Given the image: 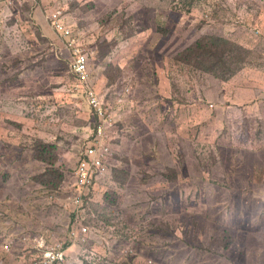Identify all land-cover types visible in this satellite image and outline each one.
I'll return each mask as SVG.
<instances>
[{
	"label": "rangeland",
	"instance_id": "1",
	"mask_svg": "<svg viewBox=\"0 0 264 264\" xmlns=\"http://www.w3.org/2000/svg\"><path fill=\"white\" fill-rule=\"evenodd\" d=\"M72 1L86 24L76 28L75 47L88 53L90 87L109 99L121 138L115 161L127 175H115V190L91 197L79 213L87 238L70 231L78 190L71 167L96 124L90 87L70 74L68 53L76 49L49 18L25 7L31 20L12 22L19 2L0 0V208L12 214L0 211V264H20L32 242L42 252L35 264L47 247L66 243L75 253L70 264H85L77 253L85 240L90 264H264V0ZM64 3L62 21L73 22ZM214 38L242 46L222 44L220 52L257 75L253 86L241 80L235 89L224 82L229 72H204L195 45ZM37 141L55 146L47 163ZM19 169L34 181H4ZM35 176L56 186V205L41 203L47 216ZM91 188L102 191L97 182ZM37 227L55 231L56 241L32 240Z\"/></svg>",
	"mask_w": 264,
	"mask_h": 264
},
{
	"label": "trees",
	"instance_id": "2",
	"mask_svg": "<svg viewBox=\"0 0 264 264\" xmlns=\"http://www.w3.org/2000/svg\"><path fill=\"white\" fill-rule=\"evenodd\" d=\"M9 1H12V3L14 1L19 2V5L21 7L20 16L19 17L16 16V15L13 16L11 18V20H10L12 22H17V21L20 22V21L26 20L27 22H25V23H28V21L31 20V12L32 11H34V14L35 15L37 14L38 18H40V20H42L43 22L46 21L49 18V20L51 21V26H53V24H55V23L63 22L62 20H64L62 15L61 16L57 15V11L60 8L66 7V4L64 3V0H36L35 7H33L27 0H3L4 5L8 4ZM84 1L85 0H79V2H81V4H83ZM66 2H67L68 9L71 6L77 7V5L72 0H66ZM52 4H53V6H52ZM25 7L33 9V10L30 11V12L25 13V12L22 11V8H25ZM68 9H67L66 12H68L69 10L71 12H73V14H72L73 22L65 20L67 22V23L66 22L65 23L66 24L70 23L69 24L70 25V29H71V31L73 33V36H74L75 31H77L76 28H78V26H85L86 24H82L81 22L78 21V14L75 11H73L72 8L69 9V10ZM78 10H79V8H78ZM141 10L142 9L140 8L139 11H141ZM143 14L145 16V11H143ZM51 29H52V27H51ZM52 31H54V30H52ZM54 34L56 36H58L56 33H54ZM130 37H132V36H130ZM69 38H71V37H65L63 40L65 41L66 39H69ZM132 38H134V37H132ZM54 39H56V37H52L51 38V40H54ZM222 44L230 45L232 49H236V50H241L242 49L241 45H239L237 43L230 42V41H228L226 39H223V38H220V39H215V38L214 39H205V40H202V41L198 40L196 42L195 47L198 49L199 57L203 58V61H201V63L202 64L208 63V66L204 69V72L213 74V75H215L218 78H223V77H219L217 75V74H219L220 70L223 71V74L229 72L230 76H228L225 79L227 81H224V82L234 85L235 89H238L242 85V84H240L241 80L247 81L250 84L249 86H253L252 82H251L252 81L251 77H255L257 75L253 74V72H249L245 68L243 70H240L241 67H239V62L237 60L238 59L237 57H234V61L232 59L230 61V63H229L227 58L225 56H223L221 54V52H220V47H221ZM244 51L246 52L248 50L243 47V52H242L241 57L243 56ZM68 54H69V56H68L67 60L68 59H70V60H69V67L67 66V68L70 71V74H72V76H73L74 72L72 71V67H71L72 63H73V58H72V55L70 53H68ZM86 54L88 55L87 52H86ZM71 58H72V60H71ZM70 61H71V63H70ZM218 78H216V79H218ZM256 92H260V91H256ZM98 95H100V94L98 93ZM100 96H102V95H100ZM103 101L105 102L106 106H110V105H107V101H109V99L107 97H106V99L104 98ZM91 113H92V111H91ZM3 122H4V126L5 127H10V128H15L16 127L18 129L20 128V125H17V123H15L14 121H11V120H8V119H4ZM93 128H95V125H93ZM119 139H121V138L116 136L112 140V149H113V151H115L114 147H115V145H117V143H119ZM114 142L116 144H114ZM35 148H36L37 153L39 152V154H40V157H39L40 159L39 160H41L43 163H47V161L44 158L45 154L47 152L53 153L54 150H55V146L54 145L48 144V143H44V141H37ZM15 151H18V149L16 148ZM115 157L116 156H115V152H114L113 159L108 162L111 175L107 178V180L109 182V184L107 185L108 186L107 190H106V187H107L106 186L102 191H92V192H90L88 195H92V196L87 197L88 195H84V191L79 190L77 188L78 190H76L73 193V190L71 189L72 193H73V198L70 201V206L73 207L71 212L73 214H75L77 217L75 218V220L71 224L70 231H72L74 229H77L80 237L87 238V236H88L87 233H83L81 229H82L83 226H86V227H88V226L84 223V219L83 218L81 220H79L80 210H78V208L74 205L73 201L77 197H82L83 198L84 205H83L82 211L85 214L87 206H88V202L87 201L90 200L91 197H93L95 195H103V194H105L108 191L112 192L113 190H115L116 186L118 185L117 181L114 178L115 175L119 176L121 173H123L124 175H127L126 173H124L125 171L119 169L120 163L117 160L115 161ZM76 158H77L76 166L75 167H71L72 169H74V171L83 162L82 157H79V158L76 157ZM52 162L53 161L51 160V163ZM114 162H116V166L115 167H113L114 166ZM51 174L53 175V177L55 175H57V177L59 179V182H61V180H62V182H64L66 180L65 171H64L63 174L61 173V175H59L56 171L53 170V171H51ZM30 176H32V180L34 181V175H28L27 170L19 169V172L11 170V171H8V173L4 175V181L6 182V181L11 179V180H13L12 181V185H20V183L22 181H24L26 177L28 178ZM48 179L50 180V186H53V187H47L48 184L46 183V180L44 181V183L47 186H42V182H43L42 181V176H40V177L35 176V181L38 183L40 196L42 198L41 201L39 202V207L42 208V210L39 213L42 216H47L48 213H49V209H50V208H44V206H42V204H45V205H54L55 204L56 205V201L54 200V197H55L54 192L55 191H53L54 189H56V186L54 185L53 181L49 177H48ZM73 179H74V182H70V183H73V185H75L77 187L76 178L74 176H73ZM248 197L252 198L250 195H248ZM21 198H27V193H23L21 195ZM4 201H5L6 204H9V202L6 199H4ZM0 211L1 212L6 211L5 215L7 217L9 215V219L11 218L12 214H11V211L9 210L8 206H7L6 209H1L0 208ZM50 214L52 215L53 213H50ZM18 215L21 216L22 214L18 213ZM16 220H17V223H18V219L17 218H16ZM52 225H53V227H56L55 223H52ZM47 226H51V223H49ZM18 227H24V224L20 225ZM37 228H38V231H39L38 234L37 233L30 234L33 237L32 240H34L35 238H39V237L43 236L45 238V243L46 244H53L56 241L57 233L55 231L50 230L49 227H37ZM68 230L69 229H66L64 231V234H66ZM88 245H89V243L86 240H85V242H81L80 243V247H79V251H77V253L81 256V258H82V260H83V262L85 264H90V263L87 262L88 259H87V256H86V253H87V248L86 247ZM23 252L25 254H24L20 264H35L36 259H38L39 256L42 254V252L39 251V249H35L33 247V242L30 243L29 245H27L23 249ZM73 254H75L73 251H68V253L66 255L65 264H70L71 263V261H70L71 258H69V256H72ZM72 260H74V258H72Z\"/></svg>",
	"mask_w": 264,
	"mask_h": 264
},
{
	"label": "built area",
	"instance_id": "3",
	"mask_svg": "<svg viewBox=\"0 0 264 264\" xmlns=\"http://www.w3.org/2000/svg\"><path fill=\"white\" fill-rule=\"evenodd\" d=\"M61 13V10L57 11V15ZM54 28L64 37H71L67 40L69 47L76 49L71 66L75 77L84 86H92L93 83L89 73V57L83 50L75 47L76 39L70 27L66 24L55 23ZM87 94L88 104L93 109V118L96 120V127L93 136L84 143V147L81 150L83 153H80L83 162L75 170L77 188L84 191V195L89 194L90 189H92L91 187L96 182L102 190L107 186L103 178L107 179L111 173L109 165H106L105 162L111 161L114 157L112 140L116 134L114 131L116 125L115 117L109 112L105 102L91 89ZM73 203L77 207L82 208L84 200H82V197H77ZM81 230L85 233L87 232V227L83 226ZM64 262L65 249L63 245H58L56 249L47 247V251L44 252L40 261L36 264H64Z\"/></svg>",
	"mask_w": 264,
	"mask_h": 264
},
{
	"label": "crops",
	"instance_id": "4",
	"mask_svg": "<svg viewBox=\"0 0 264 264\" xmlns=\"http://www.w3.org/2000/svg\"><path fill=\"white\" fill-rule=\"evenodd\" d=\"M58 23L65 24V22H58ZM53 26H54V24H53ZM67 26L70 27L69 24H67ZM69 53L72 55V58H73V57H74V51H73V50H70ZM73 59H74V58H73ZM36 79H37V78H36ZM90 89H91L92 91H94V92L97 93V90H96L95 87H90ZM97 94H98V93H97ZM99 96H100V95H99ZM114 117H115V116H114ZM87 129H88L89 133H91V134H90V137L86 139V140H89V139L93 136L94 131H95V128L92 127V129H91V128H87ZM83 147H84V144H83ZM83 147H82V149H83ZM82 149H81V150H82Z\"/></svg>",
	"mask_w": 264,
	"mask_h": 264
},
{
	"label": "clouds",
	"instance_id": "5",
	"mask_svg": "<svg viewBox=\"0 0 264 264\" xmlns=\"http://www.w3.org/2000/svg\"><path fill=\"white\" fill-rule=\"evenodd\" d=\"M60 10V9H59ZM62 15V13L60 14V16ZM66 24V23H65ZM67 25V24H66ZM95 127H96V124H95ZM82 200H83V198H82ZM76 206V205H75ZM77 207V206H76ZM78 208V210H80V212H81V215H83L84 214V212L82 211V208H79V207H77ZM80 215V216H81ZM84 233V232H83ZM86 233V232H85ZM63 247H64V249H65V262H66V255H67V253H68V251L70 250V248H71V244H69V243H66V244H64L63 245ZM65 262H64V264H65ZM150 263H151V261H150Z\"/></svg>",
	"mask_w": 264,
	"mask_h": 264
}]
</instances>
